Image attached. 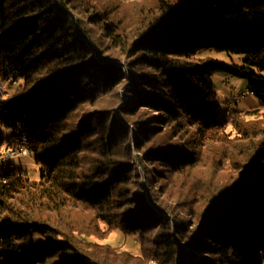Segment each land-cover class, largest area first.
Returning <instances> with one entry per match:
<instances>
[{
	"label": "trees",
	"instance_id": "1",
	"mask_svg": "<svg viewBox=\"0 0 264 264\" xmlns=\"http://www.w3.org/2000/svg\"><path fill=\"white\" fill-rule=\"evenodd\" d=\"M221 72L264 108V0H0V155L40 170L0 175V264H264V121L227 134Z\"/></svg>",
	"mask_w": 264,
	"mask_h": 264
},
{
	"label": "rangeland",
	"instance_id": "2",
	"mask_svg": "<svg viewBox=\"0 0 264 264\" xmlns=\"http://www.w3.org/2000/svg\"><path fill=\"white\" fill-rule=\"evenodd\" d=\"M130 0H125V2ZM137 0H133L135 2ZM205 56H210L214 59L223 61L227 66L240 70L242 66V57L231 55L226 53H206ZM214 84L218 91V102L220 105L219 121L226 122L227 134L232 138L237 136V131L232 125L233 119L236 116H240V120L245 122H255L257 120L264 121V108L260 106V99L257 96L249 95L239 103H235L234 98L236 96L244 95L251 90L249 84L244 79L230 75L225 72L218 73L213 78ZM19 85V82L11 79L9 86L15 88ZM3 93V87L0 89V94ZM258 111V116L252 115ZM249 113V114H248ZM240 122V121H239ZM1 139L4 140L3 155L11 153V151L18 148L15 147V138L10 130H6L1 135ZM134 154L137 153V146L134 144ZM24 172L29 174L31 178L38 180L40 177V170L33 155H17L4 163H0V175L9 171ZM98 241L97 239H94ZM140 237L139 236H125L121 232H115L105 240L100 241L102 244H109L114 247H120L122 250H129L135 255H140Z\"/></svg>",
	"mask_w": 264,
	"mask_h": 264
},
{
	"label": "built area",
	"instance_id": "3",
	"mask_svg": "<svg viewBox=\"0 0 264 264\" xmlns=\"http://www.w3.org/2000/svg\"><path fill=\"white\" fill-rule=\"evenodd\" d=\"M249 95H252V93L250 91H248L244 95H240L239 97L236 96L234 98L235 103L241 102L243 99H245ZM20 154L30 155V151L28 149V139H26V138H22V140L20 141V144L18 145V148L11 151V153L0 155V163H4L6 160H8L14 156L20 155Z\"/></svg>",
	"mask_w": 264,
	"mask_h": 264
}]
</instances>
